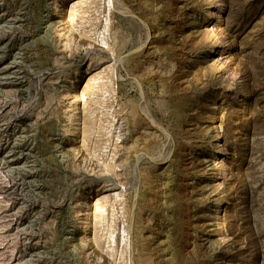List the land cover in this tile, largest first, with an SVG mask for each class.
<instances>
[{
  "label": "rangeland",
  "instance_id": "1",
  "mask_svg": "<svg viewBox=\"0 0 264 264\" xmlns=\"http://www.w3.org/2000/svg\"><path fill=\"white\" fill-rule=\"evenodd\" d=\"M0 264H264V0H0Z\"/></svg>",
  "mask_w": 264,
  "mask_h": 264
},
{
  "label": "bare ground",
  "instance_id": "2",
  "mask_svg": "<svg viewBox=\"0 0 264 264\" xmlns=\"http://www.w3.org/2000/svg\"><path fill=\"white\" fill-rule=\"evenodd\" d=\"M223 10V4L219 3L218 5L214 6L210 13H209V18L210 20L213 19V18H218V20L220 21V13L222 12ZM218 53V49L214 50V53L213 55L217 54ZM136 116V115H135ZM139 117V116H138ZM137 122V121H136ZM156 125V124H155ZM50 133V132H49ZM46 134V133H45ZM219 137L216 136L215 139H218ZM217 149L215 151V155L218 156V155H221L223 152L222 150V146H220L219 143H217L216 145Z\"/></svg>",
  "mask_w": 264,
  "mask_h": 264
}]
</instances>
